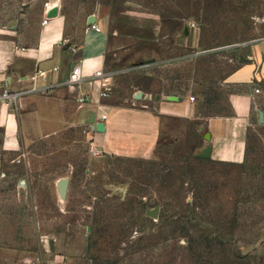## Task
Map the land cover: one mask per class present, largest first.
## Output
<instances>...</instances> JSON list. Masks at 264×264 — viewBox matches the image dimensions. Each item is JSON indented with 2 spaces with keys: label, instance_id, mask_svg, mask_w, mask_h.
Listing matches in <instances>:
<instances>
[{
  "label": "rangeland",
  "instance_id": "obj_1",
  "mask_svg": "<svg viewBox=\"0 0 264 264\" xmlns=\"http://www.w3.org/2000/svg\"><path fill=\"white\" fill-rule=\"evenodd\" d=\"M52 1L70 13L102 4L120 11L128 1L159 9L172 55L148 88L194 97L200 116L230 112L223 79L247 51L228 34L257 38L264 19V0H0V33L20 35L24 20H38ZM212 17L223 23L218 41L182 51V59L173 54L179 31ZM232 18L251 22L227 27ZM205 50L209 56L197 55ZM177 129L162 132L145 158L99 152L86 124L18 153L0 151V264L46 261V239L69 264H264V126L252 128L242 163L196 157L198 132ZM62 177L70 179L65 199Z\"/></svg>",
  "mask_w": 264,
  "mask_h": 264
},
{
  "label": "crops",
  "instance_id": "obj_2",
  "mask_svg": "<svg viewBox=\"0 0 264 264\" xmlns=\"http://www.w3.org/2000/svg\"><path fill=\"white\" fill-rule=\"evenodd\" d=\"M259 8L264 11V1ZM41 10L38 20H24L20 35L0 33V82L17 94L14 105L0 101V151L18 153L36 138L86 124L99 152L145 158L156 149L162 132L171 135L178 127L198 132L195 153L210 145L209 158L214 161L246 160L252 128L264 126V19L256 26L257 38L248 39L244 30L228 34L247 51L246 61L223 79L230 112L200 116L191 97L148 88L155 68L165 66L171 54L159 9L128 1L120 11L102 4L92 9L79 6L70 13L52 1ZM45 19L48 23L43 24ZM247 22L251 21L232 18L224 24L231 28ZM220 25L213 17L208 25H186L183 30L187 27L189 32L179 31L173 54L182 59V51L218 41L214 30ZM211 51L197 55L209 56ZM80 61L83 78L71 85L72 69ZM97 71L101 76H95ZM183 81L187 85L186 77ZM91 113L105 131L88 123ZM48 240L46 261L69 264L53 254L54 243L51 250Z\"/></svg>",
  "mask_w": 264,
  "mask_h": 264
},
{
  "label": "water",
  "instance_id": "obj_3",
  "mask_svg": "<svg viewBox=\"0 0 264 264\" xmlns=\"http://www.w3.org/2000/svg\"><path fill=\"white\" fill-rule=\"evenodd\" d=\"M93 17V16H91ZM189 30L188 28L186 27L185 31H184V34H188ZM142 94V92L140 91L137 96H140ZM170 100H176L177 98L176 97H169ZM88 123H90L92 125V128L94 130H97V131H105V126L102 122H98L96 121L95 119V113H91L90 114V117L88 119ZM210 151H211V146L210 145H207L203 151L201 152H197L195 153L196 157L198 158H202V159H206V158H209L210 157ZM69 182H70V179L68 177H62L60 178L58 181H57V186H58V191L60 193V196L62 199H65L66 198V194H67V191H68V186H69ZM20 185L21 186H24L26 185L25 181L22 180L20 182ZM158 212H159V207H157L154 211H151L149 212V214L153 217H156L158 215ZM48 244H49V247L51 250H53V241L52 240H48Z\"/></svg>",
  "mask_w": 264,
  "mask_h": 264
},
{
  "label": "built area",
  "instance_id": "obj_4",
  "mask_svg": "<svg viewBox=\"0 0 264 264\" xmlns=\"http://www.w3.org/2000/svg\"><path fill=\"white\" fill-rule=\"evenodd\" d=\"M48 23V19H45L43 21V24ZM102 72L101 71H97L95 73V76H101ZM83 75H82V61L77 62L71 72L70 75V80L69 83L71 85H78L80 83V81L82 80ZM259 91V90H257ZM17 98V94L13 91H11L5 84H3L2 82H0V101L6 103V104H11L14 105L15 101ZM81 102H85L86 98L84 96L80 97ZM195 98L191 97V101H194ZM40 264H63L62 262H58V261H44Z\"/></svg>",
  "mask_w": 264,
  "mask_h": 264
}]
</instances>
